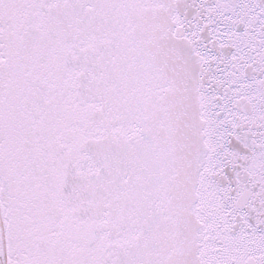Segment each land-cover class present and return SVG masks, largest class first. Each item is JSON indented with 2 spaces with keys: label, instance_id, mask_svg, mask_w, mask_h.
I'll return each mask as SVG.
<instances>
[{
  "label": "snow or ice",
  "instance_id": "6c2138e0",
  "mask_svg": "<svg viewBox=\"0 0 264 264\" xmlns=\"http://www.w3.org/2000/svg\"><path fill=\"white\" fill-rule=\"evenodd\" d=\"M0 264H264V0H0Z\"/></svg>",
  "mask_w": 264,
  "mask_h": 264
}]
</instances>
